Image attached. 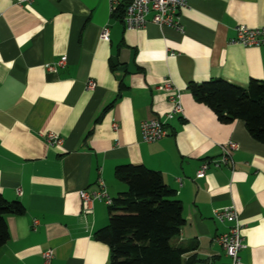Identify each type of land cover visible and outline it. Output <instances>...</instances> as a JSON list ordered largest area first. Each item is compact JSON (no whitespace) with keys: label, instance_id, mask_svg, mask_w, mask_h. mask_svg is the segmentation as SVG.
I'll return each mask as SVG.
<instances>
[{"label":"crops","instance_id":"obj_1","mask_svg":"<svg viewBox=\"0 0 264 264\" xmlns=\"http://www.w3.org/2000/svg\"><path fill=\"white\" fill-rule=\"evenodd\" d=\"M184 1L181 29L126 30L107 0H0V195L25 208L6 218L0 264H43L47 250L50 264H108V246L93 237L108 223V206L97 201L84 215L80 192L100 180L111 198L125 192L114 177L124 164L160 172L176 192L185 223L170 243L191 249L184 260L231 263L215 242L228 224L213 216L231 207L243 225L241 262L264 264V144L242 121L218 122L187 89L215 78L244 88L264 81V46L231 43L239 25L264 27V0ZM106 27L108 41L100 39ZM62 58L64 66L48 69ZM165 80L180 91L183 114L168 121L167 137L145 143L141 122L170 109L156 91ZM48 133L62 144L49 146ZM230 141L238 145L233 167L197 178Z\"/></svg>","mask_w":264,"mask_h":264},{"label":"trees","instance_id":"obj_2","mask_svg":"<svg viewBox=\"0 0 264 264\" xmlns=\"http://www.w3.org/2000/svg\"><path fill=\"white\" fill-rule=\"evenodd\" d=\"M131 0H123L113 12L122 19ZM195 102L208 107L221 124L242 121L249 136L264 144V81L250 80L241 87L221 78L187 87ZM114 177L127 190L112 198L107 207L108 223L93 237L109 248L108 264H197L195 256L184 260L191 249L173 247L185 223L182 203L163 181L160 172L144 165L115 167ZM24 206L0 195V248L9 238L8 216H21ZM195 249V247L193 248Z\"/></svg>","mask_w":264,"mask_h":264},{"label":"built area","instance_id":"obj_3","mask_svg":"<svg viewBox=\"0 0 264 264\" xmlns=\"http://www.w3.org/2000/svg\"><path fill=\"white\" fill-rule=\"evenodd\" d=\"M18 6L31 3L33 0H13ZM112 13L123 0H107ZM206 1V0H202ZM184 0H131L125 7L122 23L126 30H140L147 23H152L160 27H168L174 29L180 28L179 10L185 7ZM150 16V17H149ZM236 37L231 40V43L238 44L242 47H261L264 46V27L248 28L244 25H239L235 28ZM100 39L109 40L108 28H103L100 33ZM65 64V59L62 58L59 62L48 66L49 70H55ZM88 89L95 87L94 82L89 81L86 84ZM156 91L163 93L167 97L170 104L169 111L164 115L163 119L153 118L144 120L140 125L141 139L145 143H155L168 136L166 125L168 121L176 116L183 114L181 104V93L173 86L172 82L165 80L162 84L156 87ZM114 131L117 130V125L113 124ZM49 146L62 144V139L55 133H48L45 136ZM221 156L216 160L202 162L199 170L196 173L197 178H203L206 171L212 167L219 169L222 167H233L232 153L238 149L235 142H227L220 146ZM82 213L91 215L93 213V205L95 202H102L106 206H111L112 198L107 193L103 181H98L96 189L93 191L83 190L80 192ZM214 219L220 223H227V231L218 235L215 242L222 248L226 257L230 260V264H243L240 260L239 253L245 247L244 238L242 236L243 225L239 215L231 207H224L213 210ZM43 264H50L53 259L52 250H47L42 254Z\"/></svg>","mask_w":264,"mask_h":264},{"label":"water","instance_id":"obj_4","mask_svg":"<svg viewBox=\"0 0 264 264\" xmlns=\"http://www.w3.org/2000/svg\"><path fill=\"white\" fill-rule=\"evenodd\" d=\"M121 70H123V68H121Z\"/></svg>","mask_w":264,"mask_h":264}]
</instances>
